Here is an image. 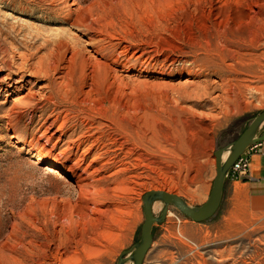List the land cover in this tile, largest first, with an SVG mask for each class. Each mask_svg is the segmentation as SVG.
<instances>
[{
    "label": "rangeland",
    "instance_id": "374dc122",
    "mask_svg": "<svg viewBox=\"0 0 264 264\" xmlns=\"http://www.w3.org/2000/svg\"><path fill=\"white\" fill-rule=\"evenodd\" d=\"M79 11L117 43L118 80L46 100L21 54L73 34L91 49ZM263 110L264 0H0V264H116L141 238L143 196L205 203L215 152ZM152 233L143 264H264L261 207L199 223L170 206Z\"/></svg>",
    "mask_w": 264,
    "mask_h": 264
},
{
    "label": "bare ground",
    "instance_id": "6f19581e",
    "mask_svg": "<svg viewBox=\"0 0 264 264\" xmlns=\"http://www.w3.org/2000/svg\"><path fill=\"white\" fill-rule=\"evenodd\" d=\"M72 5H76V3H72ZM80 6L81 5H79L78 9H80ZM76 16L77 17H75L73 22H71L73 27L76 28L83 27L89 32L92 31L94 33H97L96 36L89 37L90 38L89 43L93 46L91 49L87 48V46L83 43V40H81L80 37L73 34L72 37H70V41L68 39L67 41L66 40L64 41L60 38L61 40L59 39L60 43H58L57 46L58 48L57 47L50 48L48 52L47 51L46 53L44 52L45 54L39 56L37 55V57L35 56L36 53L33 55H30L32 54L30 52L28 54L27 53L21 54L22 66L23 67L26 66L33 76L41 77L42 79L45 80L40 85V89H41L40 95L46 100L54 101V99L60 98V102L67 103L70 99L72 100L73 96H76L79 93H83L84 95H88L89 97V95H92V93L94 92L95 86L103 83L105 80H107L109 76H112L114 80L116 79L118 80L119 75L117 76L116 73L117 71L116 68L114 67L117 63L116 59L110 60L112 55H114V47L116 46L117 43H114L112 40L107 39V38L112 39V36H108L110 35V33L107 32L108 30L106 29L107 30L106 31L102 27V24H99L97 20L92 19L91 16L84 17L81 11H79V14ZM89 17L91 18V20ZM108 41L109 44H107ZM241 41H243V39ZM251 45H254V43H248L241 46H236L237 49L235 50L237 51V54L235 53L236 54L235 55L233 53L235 55L234 57H236L237 59L236 61H238L239 63L245 62L247 53L241 52V50L243 49L241 47L245 46L246 48H251ZM226 50H229V47H224L223 49L220 50L221 54L222 52H224L223 57H225L227 53ZM231 58L233 59V56ZM35 84L38 85L40 83L35 82ZM82 84H85L87 86L86 91L82 90L81 88ZM32 93H34V91ZM97 116L104 118L102 113H99V115L97 114ZM93 117L95 118V116ZM65 118H66L65 120L66 122L67 117ZM98 142L100 143L99 140L92 141L91 142L92 146H95L96 144L98 145ZM228 153L229 150L224 151L223 160L226 159ZM29 162L37 165L41 164V162H36L35 160H29ZM44 169L46 173L55 176L59 181H63L62 174L55 166L46 165ZM97 181L99 182V179ZM81 185H83L85 188L84 183ZM90 185H92V183ZM96 185H94L93 182L94 188ZM159 207L155 203L153 204L154 211Z\"/></svg>",
    "mask_w": 264,
    "mask_h": 264
},
{
    "label": "water",
    "instance_id": "95a60500",
    "mask_svg": "<svg viewBox=\"0 0 264 264\" xmlns=\"http://www.w3.org/2000/svg\"><path fill=\"white\" fill-rule=\"evenodd\" d=\"M263 124L264 110L253 119L248 128L234 142L215 152L216 177L210 195L202 205L192 206L181 196L165 190L148 191L143 196L145 221L142 225L141 238L130 250L120 255L116 264H126L129 261H132L133 264H143L152 246L154 224L156 222L162 223L165 220L170 206L176 207L182 214L195 222H204L213 217L220 207L227 174L232 164L253 143L257 141L264 142V133L259 135V130ZM226 150H229V153L226 159L223 160V154ZM156 201H162L164 204L160 216H156L153 212V204Z\"/></svg>",
    "mask_w": 264,
    "mask_h": 264
},
{
    "label": "crops",
    "instance_id": "0c3cea01",
    "mask_svg": "<svg viewBox=\"0 0 264 264\" xmlns=\"http://www.w3.org/2000/svg\"><path fill=\"white\" fill-rule=\"evenodd\" d=\"M224 204L231 212L264 208V143L262 152L252 157L247 176L226 181L220 206Z\"/></svg>",
    "mask_w": 264,
    "mask_h": 264
},
{
    "label": "built area",
    "instance_id": "2783aa9c",
    "mask_svg": "<svg viewBox=\"0 0 264 264\" xmlns=\"http://www.w3.org/2000/svg\"><path fill=\"white\" fill-rule=\"evenodd\" d=\"M263 143V141L253 143L235 160L228 171L227 180L235 182L247 176L251 166L252 157L262 152Z\"/></svg>",
    "mask_w": 264,
    "mask_h": 264
}]
</instances>
